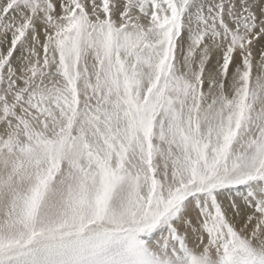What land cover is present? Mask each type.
Listing matches in <instances>:
<instances>
[{
	"label": "snow or ice",
	"instance_id": "6c2138e0",
	"mask_svg": "<svg viewBox=\"0 0 264 264\" xmlns=\"http://www.w3.org/2000/svg\"><path fill=\"white\" fill-rule=\"evenodd\" d=\"M0 264H264V0H0Z\"/></svg>",
	"mask_w": 264,
	"mask_h": 264
}]
</instances>
